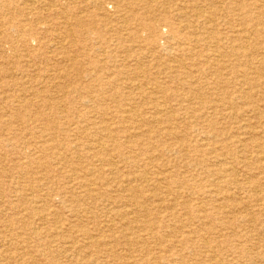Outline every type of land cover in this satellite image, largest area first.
<instances>
[{
    "label": "rangeland",
    "instance_id": "374dc122",
    "mask_svg": "<svg viewBox=\"0 0 264 264\" xmlns=\"http://www.w3.org/2000/svg\"><path fill=\"white\" fill-rule=\"evenodd\" d=\"M54 1L31 9V25L44 21L17 51L0 21V94H15L0 98V264H264V82L234 67L261 27L241 18L260 7L218 0L210 22L204 0L202 15L190 0H79L83 27L61 39L44 35L65 19Z\"/></svg>",
    "mask_w": 264,
    "mask_h": 264
},
{
    "label": "bare ground",
    "instance_id": "6f19581e",
    "mask_svg": "<svg viewBox=\"0 0 264 264\" xmlns=\"http://www.w3.org/2000/svg\"><path fill=\"white\" fill-rule=\"evenodd\" d=\"M16 1H19V2H17L16 3ZM20 1L21 0H0V21H3L4 19H7L8 20V22H7V24H6V27L7 28H9V29H11V31H13V34H12V32H10L9 34H8V32H7V36L5 37V43L6 44H9V46H10V49L12 50V51H15L16 49L17 50H19L18 49V45H17V39H23V42H24V44H26V45H31L32 44V42H37V38H36V36L38 35V31H37V27L40 25V24H42V22L44 21L43 19H41L40 18V16H38V20L35 22V24H33V25H31V22L30 21H28L29 19L28 18H31L30 17V12H31V9L34 7V9H35V5H36V3L38 2V0H33L32 2H29L28 3V0H26L25 2H23L24 3V7L23 8H18V6H17V4H19L20 3ZM29 1H31V0H29ZM64 0H57V1H54V3H56V4H60L61 2H63ZM79 0H65V5H64V7L63 8H61V10H60V12H59V15L57 16V18H65L64 19V21H59V24L58 23H56L55 25H54V27L53 28H50V29H46V30H44V35H45V37H48V35L49 34H56L59 38H61V39H63V38H65V37H72V36H74L76 33H80V28L81 27H83V24H82V21H83V15L80 13V14H78V13H76V9L75 8H73L76 4H77V2H78ZM81 1V0H80ZM86 1V0H85ZM204 1H207L208 2V5L210 6V9H211V12H212V14H213V16L212 17H210L209 19H210V22H214V20H215V18H217L218 17V15H219V13L221 12L220 11V9L218 8V5H217V3H218V0H204ZM50 2V1H49ZM52 2V1H51ZM190 2H191V4H193V8H194V11H195V14L196 15H202L204 12L201 10V9H199V8H197L198 6H196V4L199 2V0H190ZM27 3V4H26ZM44 3V2H43ZM260 3H262V4H260ZM48 4H50V3H48ZM251 4L253 5V6H259L260 8H258L259 10H258V12H257V14L255 15V14H251V15H249V14H244L243 16H242V18H241V20H242V22L244 23V25H248L247 24V21H251V22H256L255 24H261L260 26L261 27H255L254 28V33H255V36H256V39H257V43H255V44H253L252 46H249V45H244L243 46V44L241 45V47H240V49H235L236 51H234L235 52V55L237 56V55H240V54H242V55H248L250 58H251V60H248V61H245V62H242L243 61V59H242V61L241 62H239L236 66H234L235 68H237L238 66H245V67H247L248 69H253L254 68V72H255V74H257V76H255V77H248L247 78V84L248 85H251V84H253V85H257L258 84V82H264V75L262 74V72L259 70V71H257V69H258V66H253L254 64H255V62H254V60L256 59V57H255V54H256V52L259 50V49H261L260 48V46H259V43H258V41L260 40V39H262V38H264V0H254V1H252L251 2ZM39 5V4H38ZM243 6H246L245 5V3H242V4H240V8L242 7L243 8ZM46 7V6H45ZM49 7V6H48ZM57 7V6H56ZM200 7V6H199ZM202 7V6H201ZM46 10H47V8H46ZM50 10V9H49ZM153 12V11H152ZM148 13V12H147ZM169 13L170 12H168V11H165V14H167L168 16H170L169 15ZM242 15V14H241ZM35 17V16H34ZM149 17L150 18H157L155 15H150L149 14ZM235 17V16H234ZM238 18H239V16H238ZM71 20H74V23H72L71 24ZM128 20V19H127ZM125 21V20H124ZM22 22H26V23H29L30 25H31V27H30V29L27 31L28 33H25L24 31L25 30H23L22 29V27L20 28V26L22 25L21 23ZM250 22V23H251ZM151 23H153V22H151ZM201 23V22H200ZM237 24V23H236ZM5 25V23L3 24V26ZM199 25V24H198ZM251 26H255V25H251ZM72 27V28H71ZM144 27L145 28H149V30L151 29H153L154 28V24H150V25H144ZM247 27V26H246ZM79 28V29H78ZM245 32H247L248 30L247 29H245L244 30ZM150 32V31H149ZM213 34H214V36L216 35V32H213ZM239 37H240V35H239ZM184 38H186L189 42H190V44L191 45H194V42L195 43H197L198 42V35H194V34H188V35H185V37ZM236 40H243V38L242 37H240V38H237ZM244 41V40H243ZM39 43V42H38ZM47 43V42H46ZM45 43V44H46ZM40 45L39 46H44V42L42 43V42H40L39 43ZM43 44V45H42ZM74 44V43H73ZM225 44V43H224ZM1 45L3 46V44L1 43ZM204 45V44H203ZM75 46H77L76 44H75ZM181 46V45H180ZM223 46V45H222ZM210 47V46H209ZM63 48V47H62ZM4 49V48H3ZM38 49V48H37ZM36 49V50H37ZM190 49V48H189ZM16 50V51H17ZM49 50V49H48ZM63 50V49H62ZM61 50V52H63ZM191 50V49H190ZM40 52V51H39ZM35 54H36V52H35ZM222 55V54H221ZM190 56H191V54H190ZM232 56V55H231ZM192 57V56H191ZM167 60V59H166ZM231 60H233V59H231ZM64 61V60H63ZM66 61H71L72 62V60H70V58L69 59H67ZM54 64V63H53ZM1 65V64H0ZM52 65V64H51ZM57 66V65H56ZM185 67V66H184ZM177 69V68H176ZM199 69H200V71H199ZM207 68H206V64H204V66L203 67H198V71L199 72H201V70H202V72L203 71H205ZM226 69V68H225ZM234 69V68H233ZM6 72V71H5ZM21 72V71H20ZM251 72V71H250ZM3 75V74H2ZM248 75V74H247ZM233 76V75H232ZM246 76V75H245ZM15 78V77H14ZM64 78H65V84L63 85V86H65V87H68L69 88V93H70V90H71V88L72 89H74L75 91H76V87H75V84L72 82V80H71V77H70V75H68L67 74V78H66V74L64 75ZM16 80H17V78H15ZM15 79H10V80H8L7 82V84H9L10 86L13 84V83H15L16 82V80ZM178 80L179 81V79L177 78V77H172V80ZM1 80H3L2 79V77H0V81ZM181 80V79H180ZM189 80V79H188ZM18 81V80H17ZM240 83V82H239ZM54 84V83H53ZM201 84V83H200ZM57 85V84H56ZM252 85V86H253ZM30 86V85H29ZM62 86V85H61ZM147 87V86H146ZM12 88V87H11ZM86 89H88V88H86ZM135 89V88H134ZM83 93L84 94H87L84 90H83ZM195 93H201V92H198V91H196ZM23 94V93H22ZM57 94V93H56ZM148 94V93H147ZM203 94V93H202ZM25 95V94H24ZM67 95L68 94H66V97H67ZM176 95V97H180V95H181V93H179V94H175ZM31 96V95H30ZM84 96V95H83ZM145 96V95H144ZM167 96H168V94H167ZM199 96V95H198ZM250 96V95H249ZM11 97H15V94H13V92L11 93V94H6V91H3V94H0V98H2V99H7V100H9L10 101V99H11ZM27 97V96H26ZM159 99V98H158ZM216 99V98H215ZM218 99V98H217ZM260 99V98H259ZM258 99V100H259ZM68 99H66V101H67ZM98 100V97L95 99V101H97ZM50 101V100H49ZM54 101V100H53ZM166 101V100H165ZM187 101V100H186ZM223 102H224V104H227L228 103V101L227 100H223ZM54 103V102H53ZM91 103V102H90ZM160 103V102H159ZM20 104V103H19ZM1 105V104H0ZM97 107V106H96ZM96 107H94V108H91L90 110H87V112H89V111H91L92 109H95ZM9 108V107H8ZM167 108V107H166ZM133 109V108H132ZM108 110V107H106V108H102L101 109V111H107ZM255 111H257V109L255 108L254 109ZM66 111V110H65ZM93 111V110H92ZM164 111V110H163ZM207 111V110H206ZM6 112V111H5ZM5 112H1V114H0V116H4L6 113ZM137 112V111H136ZM153 112V111H152ZM259 112V111H258ZM155 113V112H154ZM153 113V114H154ZM240 113V112H239ZM62 114V113H61ZM230 114V113H229ZM228 114V115H229ZM233 114V113H232ZM67 115V114H66ZM69 115V114H68ZM162 115H164V114H162ZM70 116V115H69ZM173 116H174V114H173ZM232 116V115H231ZM239 116V115H238ZM74 118V117H73ZM34 119H37V120H39L37 117L36 118H34ZM44 119H45V117H42V118H40V120L41 121H44ZM12 121H13V119H12ZM159 121V120H158ZM158 123V122H157ZM184 123V122H183ZM224 123V122H223ZM161 124V123H160ZM168 125V124H167ZM183 125V124H182ZM35 127V126H34ZM218 127V126H217ZM216 127V128H217ZM241 127V126H240ZM186 128V127H185ZM104 129H106L107 130V128H105L104 127ZM169 129V128H168ZM255 129V128H254ZM184 130V129H183ZM209 131V130H208ZM93 132V131H92ZM248 132V131H247ZM48 134H49V132H48ZM167 134V133H166ZM219 134V133H218ZM217 134V135H218ZM181 135V134H180ZM164 136V135H163ZM182 136V135H181ZM212 136V135H211ZM27 137V136H26ZM127 137V136H126ZM213 137V136H212ZM178 138V137H177ZM180 139V138H179ZM246 139V138H245ZM166 140H167V137H166ZM181 141V140H180ZM259 141V140H258ZM245 143V142H244ZM1 144H3L4 145V142L3 141H0V145ZM251 144V143H250ZM237 145V144H236ZM249 145V144H248ZM248 145H246V146H248ZM205 146V145H204ZM238 147H240V145L238 146ZM237 147V148H238ZM254 147H255V145H254ZM250 148V147H249ZM248 148V149H249ZM258 148V147H257ZM205 149V148H204ZM203 149V150H204ZM227 149V148H226ZM255 149V148H254ZM254 149H253V151H254ZM51 150V149H50ZM206 150V149H205ZM30 151V150H29ZM239 151H240V148H239ZM237 153V152H236ZM240 153V152H239ZM254 153V152H253ZM172 154V153H171ZM170 154V155H171ZM175 154V153H174ZM243 154V153H242ZM246 154V153H245ZM249 154V153H248ZM255 154H256V152H255ZM192 156H193V154H191ZM228 155H230V154H228ZM238 155H240V154H238ZM191 156V157H192ZM149 157V156H148ZM179 157V156H178ZM195 157V156H194ZM206 157V156H205ZM255 157V156H254ZM106 158V157H105ZM166 157H164V159H165ZM185 158V157H184ZM215 158V157H214ZM241 158V157H240ZM259 158V157H258ZM102 159V158H101ZM143 159V158H142ZM145 159V158H144ZM195 159V158H194ZM209 159H211L210 157H209ZM231 159V158H230ZM236 159H237V157H236ZM253 159V158H252ZM256 159V158H255ZM192 160V159H191ZM223 160V159H222ZM257 160V159H256ZM103 161H104V159H103ZM226 161V160H225ZM231 161H233V160H231ZM254 161V160H253ZM97 162V161H96ZM105 162V161H104ZM157 162V161H156ZM85 163V162H84ZM112 163V162H111ZM239 163V162H238ZM243 163H244V161H243ZM258 163V162H257ZM25 165V164H24ZM185 165V164H184ZM241 165V164H240ZM170 166V165H169ZM171 166H173V165H171ZM77 167V166H76ZM245 167H247V166H245ZM254 168V167H253ZM30 169V168H29ZM139 169V168H138ZM162 169H164V168H162ZM234 169V168H233ZM76 170V169H75ZM254 170V169H253ZM230 171H232V170H230ZM134 172V171H133ZM175 172V171H174ZM173 172V173H174ZM210 172V171H209ZM136 173V172H135ZM235 173H236V171H235ZM249 173V172H248ZM254 173V172H253ZM71 174V173H70ZM248 175V174H247ZM170 176V175H169ZM186 176H188V175H186ZM113 177V176H112ZM159 178V177H158ZM161 178V177H160ZM171 178V177H170ZM194 178V177H193ZM155 180V179H154ZM161 180V179H160ZM116 181V180H115ZM212 181V180H211ZM233 181V180H232ZM248 181V180H247ZM246 181V182H247ZM155 182V181H154ZM234 182V181H233ZM243 182V181H242ZM177 183V182H176ZM93 184V183H92ZM158 184V183H157ZM243 184V183H242ZM95 185V184H94ZM142 185V184H141ZM263 185V184H262ZM150 186V185H149ZM165 186V185H164ZM137 187V186H136ZM173 187V186H172ZM262 187V186H261ZM173 189H174V187H173ZM206 189V188H205ZM250 189H252L251 187H250ZM29 190V189H28ZM199 190V189H198ZM208 190H210V189H208ZM249 190V189H248ZM259 190V189H258ZM5 192V191H4ZM228 192V191H227ZM184 193H185V191H184ZM191 193V192H190ZM189 193V194H190ZM252 194V193H251ZM6 195V194H5ZM168 195V194H167ZM127 196V195H126ZM206 196V195H205ZM6 197V196H5ZM13 197V196H12ZM186 197V196H185ZM195 197H197V196H195ZM91 198V197H90ZM218 198V197H217ZM253 198V197H252ZM3 199V198H2ZM233 199V198H232ZM254 199V198H253ZM183 201V200H182ZM187 201V200H186ZM189 201V200H188ZM181 202V201H180ZM261 202V201H260ZM105 203V202H104ZM109 203V202H108ZM246 203V202H245ZM256 203H258V202H256ZM197 204V203H196ZM115 205H116V203H115ZM106 206H107V204H106ZM105 206V207H106ZM109 206V205H108ZM122 206V205H121ZM112 207V206H111ZM119 207V206H118ZM158 207H159V205H158ZM192 208H193V206H192ZM191 208V209H192ZM209 208V207H208ZM226 209V208H225ZM233 209V208H232ZM231 209V210H232ZM132 210V209H131ZM96 211V210H95ZM98 211V210H97ZM204 212V211H203ZM226 212V211H225ZM231 212V211H230ZM175 213V212H174ZM253 213V212H252ZM85 214V213H84ZM123 214V213H122ZM121 214V216H123ZM217 214V213H216ZM222 214V213H221ZM109 215V214H108ZM136 215V214H135ZM193 215V214H192ZM105 216V215H104ZM204 216V215H203ZM103 217V216H102ZM106 217V216H105ZM163 217V216H162ZM199 217V216H198ZM221 217H223V216H221ZM20 218V217H19ZM165 218V217H164ZM163 218V219H164ZM196 218V217H195ZM201 218V217H200ZM209 218H210V216H209ZM230 218V217H229ZM239 218V217H238ZM237 218V219H238ZM88 219V218H87ZM119 219V218H118ZM166 219V218H165ZM188 219V218H187ZM202 219H204V218H202ZM217 219V218H216ZM95 220H96V218H95ZM103 220V219H102ZM242 220V219H241ZM246 220V219H245ZM262 220V219H261ZM29 221V220H28ZM89 221V220H88ZM143 221V220H142ZM234 221V220H233ZM257 221V220H256ZM82 223V222H81ZM111 223V222H110ZM152 223V222H151ZM168 223V222H167ZM201 223V222H200ZM199 223V224H200ZM207 223V222H206ZM205 223V224H206ZM77 224V223H76ZM75 224V225H76ZM85 224V223H84ZM79 225V224H78ZM203 225V224H202ZM201 225V226H202ZM238 225H239V223H238ZM241 225V224H240ZM246 225V224H245ZM49 226V225H48ZM198 226V225H197ZM221 226V225H220ZM220 226H218L219 228H220ZM263 226V225H262ZM40 227V226H39ZM204 227V226H203ZM202 227V228H203ZM202 228H200V229H202ZM247 228V227H246ZM55 229V228H54ZM156 229V228H155ZM198 229V228H197ZM135 230V229H134ZM171 230V229H170ZM204 230V229H203ZM226 230V229H225ZM3 231V230H2ZM7 231H9V230H7ZM85 231V230H84ZM143 231H144V228H143ZM172 232L173 231H175V229L174 230H171ZM210 231V230H209ZM208 231V232H209ZM86 232V231H85ZM137 232H138V230H137ZM191 232V231H190ZM212 232H214V231H212ZM249 232V231H248ZM62 233H64V232H62ZM131 233V232H130ZM159 233V232H158ZM196 233V232H195ZM65 234V233H64ZM80 234V233H79ZM8 235H9V233H8ZM7 235V236H8ZM53 235V234H52ZM55 235V234H54ZM62 235V234H61ZM96 235V234H95ZM192 235V234H191ZM212 235H213V233H212ZM64 236V235H63ZM185 236V238L187 237L186 235H184ZM2 237H4L3 235H2ZM76 237V236H75ZM93 237V236H92ZM148 237H149V233H148ZM24 238H26V237H24ZM111 238V237H110ZM150 238V237H149ZM184 238V239H185ZM188 238H190V237H188ZM86 239V238H85ZM193 239V238H192ZM12 240V239H11ZM188 240V239H187ZM148 241H149V239H148ZM184 241V240H183ZM7 242V241H6ZM10 242V241H9ZM103 242H105L104 240H103ZM107 242V241H106ZM110 242V241H109ZM173 242V241H172ZM185 242H186V240H185ZM203 242V241H202ZM242 242V241H241ZM67 243V242H66ZM188 243V242H187ZM8 244V243H7ZM83 244V243H82ZM87 244V243H86ZM111 244V243H110ZM200 244V243H199ZM202 244V243H201ZM205 244V243H204ZM68 245V244H67ZM136 245V244H135ZM157 245V244H156ZM155 245V246H156ZM254 245V244H253ZM258 245V244H257ZM263 245V244H262ZM79 246V245H78ZM106 246H107V244H106ZM212 246V245H211ZM214 246V245H213ZM216 246V245H215ZM222 246V245H221ZM53 247V246H52ZM77 247V246H76ZM142 247V246H141ZM154 247V246H153ZM207 247V246H206ZM186 248V247H185ZM190 248V247H189ZM203 248H205V247H203ZM243 248H245V247H243ZM249 248V247H248ZM259 248V247H258ZM257 248V249H258ZM1 249V248H0ZM4 249H5V246H4ZM4 249H2V250H4ZM96 249V248H95ZM115 249L116 248H113L112 250H114L115 251ZM212 249V248H211ZM119 250V249H118ZM165 251V250H164ZM168 251V250H167ZM166 251V252H167ZM248 251H250V250H248ZM113 252V251H112ZM141 252H142V249H141ZM189 252V251H188ZM244 252H246V251H244ZM110 253V252H109ZM176 253V252H175ZM195 253H197V252H195ZM15 254V253H14ZM75 254V253H74ZM89 254V253H88ZM166 254V253H165ZM177 254V253H176ZM184 254V253H183ZM240 254V253H239ZM59 255V254H58ZM226 255V254H225ZM234 255V254H233ZM66 256V255H65ZM163 256H164V254H163ZM227 256V255H226ZM222 257H223V255H222ZM245 257V256H244ZM259 257V256H258ZM44 258H46V257H44ZM61 258V257H60ZM125 258V257H124ZM247 258V257H246ZM246 258H245V260H246ZM262 258H264V257H262ZM67 259V258H66ZM103 259V258H102ZM199 259V258H198ZM198 259H196V260H198ZM224 259V258H223ZM255 259V258H254ZM1 260V259H0ZM2 260H4V259H2ZM216 260H217V258H216ZM261 260V259H260ZM65 261V260H64ZM77 261H79L78 259H77ZM115 261V260H114ZM165 261V260H164ZM208 261V260H207ZM250 261H252V260H250ZM259 261V260H258ZM264 261V260H263ZM80 262V261H79ZM78 262V263H79ZM170 262V261H169ZM200 262V261H199ZM217 262H218V260H217ZM225 262V261H224ZM247 262H248V260H247ZM260 262V261H259ZM262 262V261H261ZM15 263H16V261H15ZM108 263H109V260H108ZM131 263V262H130ZM238 263V262H237ZM236 263V261H235V263L234 264H237ZM245 263H246V261H245ZM22 264H23V262H22ZM30 264V263H29ZM84 264V263H83ZM87 264V263H86ZM98 264V263H97ZM165 264V263H164ZM187 264V263H186ZM225 264V263H224ZM241 264V263H240ZM255 264V263H254Z\"/></svg>",
    "mask_w": 264,
    "mask_h": 264
}]
</instances>
